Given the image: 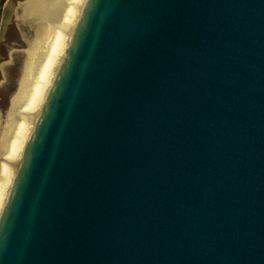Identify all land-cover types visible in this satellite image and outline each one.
Here are the masks:
<instances>
[{
  "label": "water",
  "instance_id": "1",
  "mask_svg": "<svg viewBox=\"0 0 264 264\" xmlns=\"http://www.w3.org/2000/svg\"><path fill=\"white\" fill-rule=\"evenodd\" d=\"M0 264H264V0H89Z\"/></svg>",
  "mask_w": 264,
  "mask_h": 264
},
{
  "label": "bare ground",
  "instance_id": "2",
  "mask_svg": "<svg viewBox=\"0 0 264 264\" xmlns=\"http://www.w3.org/2000/svg\"><path fill=\"white\" fill-rule=\"evenodd\" d=\"M88 2L20 0L15 6L14 0L6 4L0 0V40L13 16L22 29L28 30L27 45L18 51L22 62L16 89L5 114L0 112V215L13 191L8 194L20 171L22 153L39 125Z\"/></svg>",
  "mask_w": 264,
  "mask_h": 264
},
{
  "label": "rangeland",
  "instance_id": "3",
  "mask_svg": "<svg viewBox=\"0 0 264 264\" xmlns=\"http://www.w3.org/2000/svg\"><path fill=\"white\" fill-rule=\"evenodd\" d=\"M8 1L9 0H4V4ZM19 1L20 0H14L15 6ZM15 17L16 16H13V18L8 22L7 27L4 30L3 38L0 40V112L2 115L5 114V111L9 106L10 96L16 89L17 79L20 74L22 55L18 51L22 50L27 45V35L25 34L28 33V30L27 28L25 30L22 29ZM1 26L2 24L0 22V27ZM28 146L29 145L27 144L25 148L26 151ZM25 150L23 153L26 152ZM23 153L22 156H24ZM12 188L14 187H10L8 194H10V191L13 190ZM3 208L0 215V221L6 209V205H4Z\"/></svg>",
  "mask_w": 264,
  "mask_h": 264
}]
</instances>
